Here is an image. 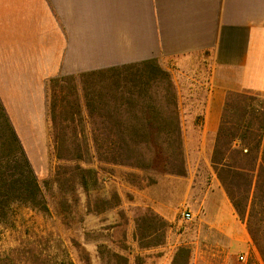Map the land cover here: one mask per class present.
Here are the masks:
<instances>
[{
	"label": "crops",
	"instance_id": "obj_1",
	"mask_svg": "<svg viewBox=\"0 0 264 264\" xmlns=\"http://www.w3.org/2000/svg\"><path fill=\"white\" fill-rule=\"evenodd\" d=\"M151 58L191 77L185 93L172 75L187 160L188 176H177L188 180L182 199L203 169L202 218L224 237L217 246L226 256L251 249L261 261L210 158L227 93L264 97V0H0V102L26 150L28 136L47 149L50 78ZM166 188V196L134 199L172 223L177 208ZM180 244L152 259L170 264Z\"/></svg>",
	"mask_w": 264,
	"mask_h": 264
},
{
	"label": "trees",
	"instance_id": "obj_2",
	"mask_svg": "<svg viewBox=\"0 0 264 264\" xmlns=\"http://www.w3.org/2000/svg\"><path fill=\"white\" fill-rule=\"evenodd\" d=\"M47 96L49 140L58 161L53 178L60 189L63 179L78 180L85 191L96 185L97 170L90 166L94 161L160 174H187L177 89L172 74L157 59L50 78ZM165 110L169 112L162 114ZM210 161L264 264L261 94L227 93ZM13 195L47 211L32 167L0 102V209ZM149 214L136 222L141 239L167 225L152 210ZM162 235L164 231L153 237ZM190 257L191 248L180 244L170 264H189ZM0 264L16 263L9 254L0 253ZM247 264L257 262L250 259Z\"/></svg>",
	"mask_w": 264,
	"mask_h": 264
},
{
	"label": "rangeland",
	"instance_id": "obj_3",
	"mask_svg": "<svg viewBox=\"0 0 264 264\" xmlns=\"http://www.w3.org/2000/svg\"><path fill=\"white\" fill-rule=\"evenodd\" d=\"M160 65L167 70L171 67L170 73L181 85H186L183 91L189 93L187 86L191 77L184 67L171 62ZM155 96L158 101L160 97ZM121 112L132 114L131 111ZM28 141L31 150L22 146L47 211L32 207L15 195L7 199L4 209H0V253L9 254L16 264H123L126 260L128 264H156L152 257L165 255L170 249L169 244L178 243L191 248V256L197 264H247L250 259L263 264L251 249L226 256L217 246L224 243V237L202 218L203 169H200L194 190L184 199L181 193L187 186L186 178L97 161L90 164L97 170L96 185L85 191L78 180L63 179L60 189L53 178L58 161L49 134L46 151L44 148L39 150L33 137L28 136ZM163 177H169V180L164 181ZM166 187L169 188L168 198L177 208L176 220L166 222L164 229L156 231L154 235L164 231L159 239L154 235L141 239L136 222L151 216L149 211L152 209L136 205L134 197L151 191L166 196ZM182 207L192 213L190 220L181 217ZM154 220L158 226L157 219ZM160 241L161 244L147 245Z\"/></svg>",
	"mask_w": 264,
	"mask_h": 264
},
{
	"label": "built area",
	"instance_id": "obj_4",
	"mask_svg": "<svg viewBox=\"0 0 264 264\" xmlns=\"http://www.w3.org/2000/svg\"><path fill=\"white\" fill-rule=\"evenodd\" d=\"M180 214L184 220H190L192 218V213L186 207H182ZM239 258L242 259L243 256L240 255Z\"/></svg>",
	"mask_w": 264,
	"mask_h": 264
}]
</instances>
